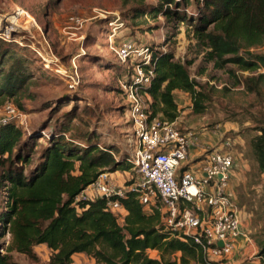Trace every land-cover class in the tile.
<instances>
[{
  "label": "trees",
  "instance_id": "obj_1",
  "mask_svg": "<svg viewBox=\"0 0 264 264\" xmlns=\"http://www.w3.org/2000/svg\"><path fill=\"white\" fill-rule=\"evenodd\" d=\"M137 11L135 17L160 14L190 26L205 58L217 68L232 63L242 71L264 69V54L250 52L264 45V0H156ZM150 47L153 76L142 88L150 115L175 121L176 90L190 95L193 112H202L208 94L191 77V62ZM36 61L41 58L32 61L14 40L0 34V99L16 97L36 77ZM249 79H236L235 84L242 83L244 89L254 92L256 83L249 84ZM70 127L72 124H62L49 134L33 165L32 139H26L14 120L0 124V189L6 196L0 212V238L6 233L10 236L0 251V264H22L13 259V251L32 264H72L73 256L80 253L94 264H217L207 258L194 235L169 229L165 214L156 207L145 209L133 191L127 190L120 198L126 211L123 216L108 209L103 197H79L100 172L128 171L133 163L128 156L118 158L117 148L100 146L93 132L82 133L81 143L74 142L66 135ZM257 130L249 145L264 177V125ZM36 141L33 139L35 145ZM27 166L31 167L25 173ZM42 244L50 250L47 262H40L34 251ZM258 247L264 263V242Z\"/></svg>",
  "mask_w": 264,
  "mask_h": 264
},
{
  "label": "rangeland",
  "instance_id": "obj_2",
  "mask_svg": "<svg viewBox=\"0 0 264 264\" xmlns=\"http://www.w3.org/2000/svg\"><path fill=\"white\" fill-rule=\"evenodd\" d=\"M155 3L156 0H0V34L14 40L32 61L41 58L33 64L36 77L16 97L0 99V110L10 100L22 114L13 120L26 139H32L29 152L33 165L49 134L66 123L72 124L66 135L74 142L81 143L82 133L90 131L97 135L100 146H113L118 150V158L132 159L129 146L132 128L121 89L122 82L129 80L132 62L118 63L111 46L130 40L171 52L183 62L190 61L189 73L208 97L204 110L195 113L190 95L175 92L178 117L174 127L182 132L209 133L210 137L204 139L211 144L218 142L219 133L234 140L235 163L230 185L248 237L259 245L264 242V177L257 170L249 140L264 125V69L242 71L232 63L217 68L205 58V50L194 38L190 26L160 14L154 18L147 14L135 17L141 5ZM70 17L79 18L82 24H75ZM109 21L115 23L110 25ZM115 24L116 29L112 28ZM39 51L50 56L48 65ZM250 52L264 54V45L253 47ZM57 67L66 69L68 76L55 71ZM259 74L263 76L257 79ZM69 76L79 78L72 87L67 86V81L72 80ZM247 78H251L249 84L256 83L254 92L244 89L242 83L235 84L236 79ZM143 99L147 101L145 94ZM198 157L189 158L186 167H196ZM31 166L25 168V173ZM117 171L121 181L133 172ZM5 200L1 188L0 212ZM239 238L232 239L234 245ZM9 239L8 233L0 238V251H4ZM34 251L40 262L48 261L50 250L45 245L34 247ZM12 257L22 264H32L23 254L13 251ZM72 264H94V261L81 254L73 256Z\"/></svg>",
  "mask_w": 264,
  "mask_h": 264
},
{
  "label": "built area",
  "instance_id": "obj_3",
  "mask_svg": "<svg viewBox=\"0 0 264 264\" xmlns=\"http://www.w3.org/2000/svg\"><path fill=\"white\" fill-rule=\"evenodd\" d=\"M70 20L82 24L79 18L70 17ZM112 26L117 28L116 24ZM111 49L118 63L132 62L129 80L122 82L121 89L132 128L129 146L133 172L126 179L130 181L128 184L126 180L119 184L111 172L102 171L79 197H103L108 209L123 216L126 211L120 198L127 190L133 191L145 209L156 207L165 214L169 229L194 235L208 259L225 258L234 248L233 238L247 237L230 185V172L235 163L234 140L219 133L217 143H199V134L180 131L174 127L175 121L169 122L160 114L151 116L143 99V94H147L142 88L150 84L153 76V49L130 40ZM39 54L44 64L51 62L50 56L40 51ZM54 70L68 76L66 69ZM69 77L72 80L67 81V86L77 84V76ZM20 117L22 114L13 102L6 101L0 110V124ZM192 148L198 149L199 163L190 168L186 162L192 157ZM218 241H222V246Z\"/></svg>",
  "mask_w": 264,
  "mask_h": 264
},
{
  "label": "crops",
  "instance_id": "obj_4",
  "mask_svg": "<svg viewBox=\"0 0 264 264\" xmlns=\"http://www.w3.org/2000/svg\"><path fill=\"white\" fill-rule=\"evenodd\" d=\"M175 92H182V91L176 90ZM209 135H210L209 133H200L199 143L207 142L205 141L204 138L205 136L208 137ZM197 151L198 149L192 148L191 156L192 157L197 156L199 153ZM116 172L118 171L111 172V176L115 179H118ZM117 182L121 184L122 181L118 179ZM241 218H242V215H241ZM242 228L245 232L248 233L246 224L244 223V219H242ZM258 251H259L258 245L256 244L254 240L250 239L247 234V237L242 236L236 241L232 252L228 254L225 258H222V259L215 258L213 260L216 261L217 264H264L258 256ZM151 252H154L156 255L155 251H150V253ZM75 255H81V253L75 254Z\"/></svg>",
  "mask_w": 264,
  "mask_h": 264
},
{
  "label": "water",
  "instance_id": "obj_5",
  "mask_svg": "<svg viewBox=\"0 0 264 264\" xmlns=\"http://www.w3.org/2000/svg\"><path fill=\"white\" fill-rule=\"evenodd\" d=\"M219 246H222V241H218L217 243Z\"/></svg>",
  "mask_w": 264,
  "mask_h": 264
}]
</instances>
